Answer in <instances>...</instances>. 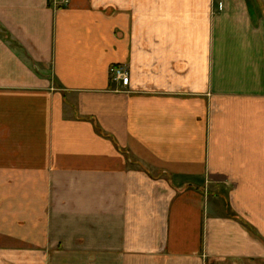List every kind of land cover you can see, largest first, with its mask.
Instances as JSON below:
<instances>
[{
  "label": "crops",
  "instance_id": "0c3cea01",
  "mask_svg": "<svg viewBox=\"0 0 264 264\" xmlns=\"http://www.w3.org/2000/svg\"><path fill=\"white\" fill-rule=\"evenodd\" d=\"M251 2L0 0V264H264Z\"/></svg>",
  "mask_w": 264,
  "mask_h": 264
},
{
  "label": "built area",
  "instance_id": "2783aa9c",
  "mask_svg": "<svg viewBox=\"0 0 264 264\" xmlns=\"http://www.w3.org/2000/svg\"><path fill=\"white\" fill-rule=\"evenodd\" d=\"M109 76L113 81H119L123 86L129 84V76L127 71L120 66L111 65L109 66Z\"/></svg>",
  "mask_w": 264,
  "mask_h": 264
},
{
  "label": "rangeland",
  "instance_id": "374dc122",
  "mask_svg": "<svg viewBox=\"0 0 264 264\" xmlns=\"http://www.w3.org/2000/svg\"><path fill=\"white\" fill-rule=\"evenodd\" d=\"M249 1H252V5L253 3L257 4V5H262L264 6V0H249ZM48 255H45V254H38V255H32L33 257V260L36 262V261H41V257L44 258L45 261L47 260H50L49 257H47ZM13 264H19V257L18 255H13Z\"/></svg>",
  "mask_w": 264,
  "mask_h": 264
}]
</instances>
